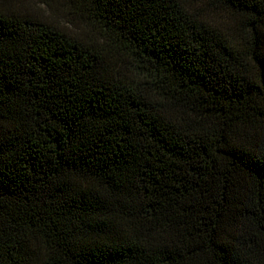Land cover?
<instances>
[{"label": "trees", "instance_id": "obj_1", "mask_svg": "<svg viewBox=\"0 0 264 264\" xmlns=\"http://www.w3.org/2000/svg\"><path fill=\"white\" fill-rule=\"evenodd\" d=\"M41 3L0 0V264H264V0Z\"/></svg>", "mask_w": 264, "mask_h": 264}, {"label": "rangeland", "instance_id": "obj_2", "mask_svg": "<svg viewBox=\"0 0 264 264\" xmlns=\"http://www.w3.org/2000/svg\"><path fill=\"white\" fill-rule=\"evenodd\" d=\"M15 3L18 5L19 8L24 9L30 13L33 14L44 13V5L41 3V0H15ZM50 15L53 16L52 13Z\"/></svg>", "mask_w": 264, "mask_h": 264}]
</instances>
